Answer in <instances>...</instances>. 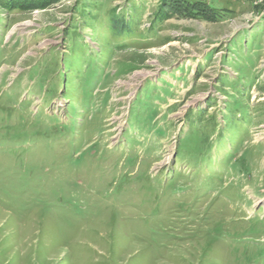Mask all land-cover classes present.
I'll return each instance as SVG.
<instances>
[{
  "label": "rangeland",
  "instance_id": "obj_1",
  "mask_svg": "<svg viewBox=\"0 0 264 264\" xmlns=\"http://www.w3.org/2000/svg\"><path fill=\"white\" fill-rule=\"evenodd\" d=\"M189 1L0 0V264H264V0Z\"/></svg>",
  "mask_w": 264,
  "mask_h": 264
},
{
  "label": "trees",
  "instance_id": "obj_2",
  "mask_svg": "<svg viewBox=\"0 0 264 264\" xmlns=\"http://www.w3.org/2000/svg\"><path fill=\"white\" fill-rule=\"evenodd\" d=\"M184 2H185V4L183 5V7H185V9L187 11L192 12L193 10L198 9V10H200L202 12L201 13L202 16H205L206 17L207 15H210V17L216 19L213 11H211V9H209V6H207V4L205 2H200V1L197 2L196 1V2H193L194 4L191 3L189 0H184ZM179 6H180V8H182L181 7V2H180V5ZM207 17H209V16H207ZM119 23L115 24V27H114L115 29L119 27ZM192 136H193V134H192ZM204 138H206V137H204Z\"/></svg>",
  "mask_w": 264,
  "mask_h": 264
},
{
  "label": "built area",
  "instance_id": "obj_3",
  "mask_svg": "<svg viewBox=\"0 0 264 264\" xmlns=\"http://www.w3.org/2000/svg\"><path fill=\"white\" fill-rule=\"evenodd\" d=\"M237 1H240L243 3H250L254 6L260 5L263 2V0H237Z\"/></svg>",
  "mask_w": 264,
  "mask_h": 264
}]
</instances>
